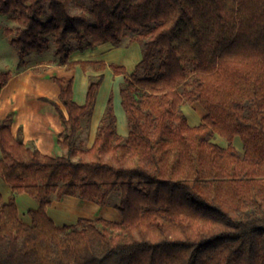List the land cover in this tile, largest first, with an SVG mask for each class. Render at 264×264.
I'll return each mask as SVG.
<instances>
[{"label":"trees","instance_id":"trees-1","mask_svg":"<svg viewBox=\"0 0 264 264\" xmlns=\"http://www.w3.org/2000/svg\"><path fill=\"white\" fill-rule=\"evenodd\" d=\"M12 13L18 26L6 31L20 66L53 36L58 64L101 73L82 104L73 77L52 76L67 111L49 100L64 126L63 155L14 134L12 113L0 121V176L12 187L8 202L0 193V264H264V0H0V14ZM130 32L142 60L132 73L110 64L125 75L129 134L117 130L111 95L88 146L81 134L107 63L71 54L121 45ZM11 75L0 73V93ZM194 102L206 110L197 125L183 110ZM117 190L119 222L58 225L47 212L65 195L104 206ZM22 192L40 203L30 224L19 215Z\"/></svg>","mask_w":264,"mask_h":264},{"label":"crops","instance_id":"crops-1","mask_svg":"<svg viewBox=\"0 0 264 264\" xmlns=\"http://www.w3.org/2000/svg\"><path fill=\"white\" fill-rule=\"evenodd\" d=\"M142 58V45L137 41L122 43L121 45L106 42L95 48L83 51L74 50L70 57L71 60L115 61L127 67L129 73L135 70L137 63ZM105 70L111 79L113 70L111 71L109 67ZM11 72L9 82L0 93V121L12 113V131L14 134H17L21 129L25 142H34L41 152L52 156L63 155L65 150L59 144V139L64 126L56 106L49 100L59 104L66 114L67 111L60 99V86L52 79V76L73 77L74 99L82 104L86 101L90 76H96L101 72L94 68L84 71L79 64L69 70L66 65H60L56 61H43L33 64L26 62L22 67ZM116 76L119 80L114 81V88L111 84L109 90H113L115 95L114 106L118 118L117 130L121 135L127 136L129 134L128 119L122 106L120 93L125 75ZM103 88L104 86L99 89L90 126L86 133L91 138L89 146L94 142L100 120L107 106L109 93L107 92L108 89ZM183 110L191 125L199 124L206 114V110L199 102L185 104ZM84 131L85 129H83ZM219 141L223 146L228 145V141L222 136H219ZM233 143L238 149L243 150V143L239 136L234 138ZM2 157L3 153L0 146V159ZM0 193L3 202H8L12 195L11 185L1 176ZM16 199L21 219L30 224L32 218L29 211L38 209L39 201L27 192L19 193ZM118 203H108L102 206L76 195H65L60 200H54L47 212L58 225L75 223L80 217L106 218L119 222L122 220V215L116 208Z\"/></svg>","mask_w":264,"mask_h":264},{"label":"rangeland","instance_id":"rangeland-1","mask_svg":"<svg viewBox=\"0 0 264 264\" xmlns=\"http://www.w3.org/2000/svg\"><path fill=\"white\" fill-rule=\"evenodd\" d=\"M89 1L90 0H79V2L82 5H84L85 7L89 5ZM16 16H17L16 13H12L9 15L0 14V73L6 72V71H14V70L18 69V67L20 66L21 56L19 54L18 49L11 44V42H10L11 36L6 31L7 28H13L14 29L18 26V22L16 21V18H15ZM43 17L46 18V15H44ZM132 34L133 33H131V32L128 33L126 39L123 42L124 44L129 42L128 39ZM73 44H75V41H73ZM55 48H56L55 41L53 39V36H51L50 42L46 46V48L43 52H33V53L29 54L28 56H26L22 59H25L24 63L28 62L30 64L37 63V62H43V61L44 62H52V61L55 62L57 60V58L54 54ZM156 62L159 63L158 60H156ZM106 63H107L106 68L109 67L111 71L113 69L110 67V64L120 65L115 61H108ZM22 66H20V67H22ZM105 69L102 71L104 73V79H103L101 87L104 86L105 90L108 89L107 90V92L109 93L108 98H107V102H108V99L111 95H113V99L115 97L114 91L109 90L110 89L109 86L112 84V87L114 88V81L117 82L119 79L117 78L114 71H113L112 78L110 79L109 75ZM126 69H127V67H126ZM128 73H129V71H128ZM86 133H87V130L82 132L81 139L85 140V142L89 146V144L91 142V138L89 136H87ZM213 140L221 144V142L219 141V135H216V137L213 138ZM120 197H121V192L119 190L114 191L111 194L108 203L109 204L118 203Z\"/></svg>","mask_w":264,"mask_h":264}]
</instances>
